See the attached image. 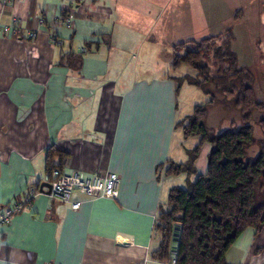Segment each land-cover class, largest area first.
Returning a JSON list of instances; mask_svg holds the SVG:
<instances>
[{
	"label": "crops",
	"instance_id": "crops-1",
	"mask_svg": "<svg viewBox=\"0 0 264 264\" xmlns=\"http://www.w3.org/2000/svg\"><path fill=\"white\" fill-rule=\"evenodd\" d=\"M263 8L264 0H0V22L21 24L0 33V211L39 191L0 226V264H164L154 257L158 212L171 187L205 172L210 149L201 144L189 178L158 174L200 143L178 142L176 124L209 100L196 85L177 87L195 70L171 69L173 48L232 25L234 51L241 31L264 61ZM63 11L72 27L55 23ZM219 105L235 109L214 105L206 122ZM48 166L116 172L117 197L74 190L73 210L49 195ZM224 259L264 264V226L246 227Z\"/></svg>",
	"mask_w": 264,
	"mask_h": 264
},
{
	"label": "trees",
	"instance_id": "trees-1",
	"mask_svg": "<svg viewBox=\"0 0 264 264\" xmlns=\"http://www.w3.org/2000/svg\"><path fill=\"white\" fill-rule=\"evenodd\" d=\"M241 11L234 15L239 19ZM63 17L67 13L62 12ZM223 35L221 40H218ZM233 26L217 35L174 46L171 69L188 65L195 70L189 81L209 95L186 116L184 135L199 136L200 143L187 150L182 163L169 162L164 174H195V162L203 142L210 144L205 172L185 187L173 186L167 195L169 210H159L154 232L162 231V241L154 251L158 260L175 264H227L226 250L246 228L257 231L264 226V104L255 92V75L248 65L239 64L232 45ZM187 44L190 46H187ZM185 46L183 54L178 48ZM177 78V87L181 85ZM217 104L231 105L241 115L236 128L217 131L206 126L209 109ZM252 121L258 123L262 137L253 159L246 149L254 143ZM57 166H48V175ZM164 168H158V174ZM175 254L172 255V244Z\"/></svg>",
	"mask_w": 264,
	"mask_h": 264
},
{
	"label": "built area",
	"instance_id": "built-area-1",
	"mask_svg": "<svg viewBox=\"0 0 264 264\" xmlns=\"http://www.w3.org/2000/svg\"><path fill=\"white\" fill-rule=\"evenodd\" d=\"M56 24H64L67 27H72L71 15L67 12V16L64 18L63 14L58 16L55 20ZM21 24L17 18H12L8 24L0 22V33L8 31L18 34ZM34 37L35 32L29 34ZM51 188L49 191L50 196L60 198L62 201L69 202V197L72 191L76 190L81 193H85L91 196H102L109 198H116L118 194V188L120 184V175L116 172H93L86 174L79 170H71L69 172H62L59 169H53L50 176ZM39 194L38 189L33 188L26 192L24 201L14 202L11 206H8L0 211V226L10 221L11 216L24 208L30 200ZM73 210H76L80 206V202H69ZM164 264H175V256H172L171 260H165Z\"/></svg>",
	"mask_w": 264,
	"mask_h": 264
},
{
	"label": "rangeland",
	"instance_id": "rangeland-1",
	"mask_svg": "<svg viewBox=\"0 0 264 264\" xmlns=\"http://www.w3.org/2000/svg\"><path fill=\"white\" fill-rule=\"evenodd\" d=\"M226 3L228 4V0H226ZM253 10H254V7H252V6L249 7L248 8V14L253 13L252 15H254ZM255 24H257V23H255ZM237 35H238V37H237L238 45H236V47H238L237 53L239 56V64L248 65L252 69V71L255 75L254 87H255V92L257 94V98L259 100H261L264 104V61H263V56L260 52H256V51L254 52L253 44L251 45L249 43V37L243 35V33H241V31L237 32ZM262 36H263V33H261L260 37H262ZM222 38H223V35H221L218 40H221ZM254 39H256V37L252 36L253 42H254ZM187 46H189V45L187 44ZM177 48H178L179 54H183L186 50L185 46L184 47L181 46V48L180 47H177ZM189 48H190V46H189ZM172 56H173V53H172ZM185 66H186L185 68L192 70L191 67H189L188 65H185ZM187 76H188L187 74H184V75L178 77V78H180V80H183L181 82V86L184 82H186L185 78ZM190 76L191 75L189 74V77ZM186 79L189 81L190 78H186ZM219 106L215 107L213 109V111H211V113L209 114L210 117L208 118V122H206V126L210 129L214 130L215 132L238 127L241 123L240 112L236 109H224L221 107V105H219ZM210 109H209V111H210ZM209 111H208V113H209ZM263 113H264V110H263ZM206 121H207V117H206ZM186 124H187L186 117L180 118V120H178V122L176 124V127H177L176 137H177L178 142H179V140L181 142L183 140V138H187L184 135V130H183V127ZM252 134H253V137L255 139L254 143L249 145L246 149L247 157L249 159H253L257 155V153L259 151V141L261 140V137H262L260 127H259L258 123L255 121H252ZM188 137H191V136H188ZM169 162H174V161L169 160ZM168 164L169 163H167L166 166H164L162 173H164V170L166 169ZM160 210H163V211L169 210L167 203L163 204L162 207L160 208ZM155 238H156V247H155V250H156L162 241V231L160 230V227H159V229H157L155 231Z\"/></svg>",
	"mask_w": 264,
	"mask_h": 264
},
{
	"label": "water",
	"instance_id": "water-1",
	"mask_svg": "<svg viewBox=\"0 0 264 264\" xmlns=\"http://www.w3.org/2000/svg\"><path fill=\"white\" fill-rule=\"evenodd\" d=\"M47 188H48V192H49L50 188H51V184L50 183H48Z\"/></svg>",
	"mask_w": 264,
	"mask_h": 264
}]
</instances>
